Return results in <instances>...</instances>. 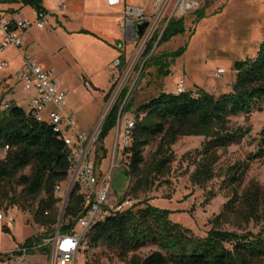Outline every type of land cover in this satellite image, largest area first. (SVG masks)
I'll return each instance as SVG.
<instances>
[{
	"label": "trees",
	"instance_id": "16d2710c",
	"mask_svg": "<svg viewBox=\"0 0 264 264\" xmlns=\"http://www.w3.org/2000/svg\"><path fill=\"white\" fill-rule=\"evenodd\" d=\"M5 4H21L37 13L48 14L44 0H0V5ZM196 15L204 16L205 9ZM186 31L185 19L172 20L164 34L160 37L157 33L148 44L143 55V68L154 67L160 77H168L171 63L186 53V47L155 55V46L157 43L159 47L169 44ZM121 63L123 68L126 63ZM234 69L237 79L232 91L219 98L203 90L197 96L192 92H163L135 111V127L129 146L120 152L121 158L126 160L127 176L135 181L130 192L134 198L151 192L157 183H168L166 179L176 161L173 147L181 138L204 139L201 150L184 158L197 159L190 181L198 188H205L214 178L219 153L242 143L248 131L232 130L230 118L264 112V43L255 59L237 62ZM115 87L116 84L112 86L111 94ZM128 95L129 89H123L106 117L95 142L98 151L106 154L104 143L115 129L120 113L123 114L124 109L120 110ZM131 110L132 106L127 105L125 112ZM157 142L156 150L147 160L146 150ZM7 147L9 149L5 151ZM1 152L5 153V158H0V184L10 186L16 193L20 188L19 200L38 201L34 221L47 230L45 236L29 238L13 255L21 257L37 250L51 254L52 248L44 246L43 241L53 238L59 226L60 193L70 187L72 179L71 152L52 125L32 119L16 104L7 110L0 108ZM262 158L264 128L259 135L257 152L225 170L222 186L230 191L231 199L215 218L206 237H198L174 223L169 210L144 201L112 213L97 223L87 236L88 251L103 246L125 264H264V186L252 182L240 193L251 163ZM28 170L29 174L26 173ZM57 187H60L59 193ZM210 195L214 197V194ZM87 210L88 205L76 184L61 233L67 235L78 230ZM226 225H231L234 231L223 230ZM252 226L256 231L250 230ZM145 248L156 251L145 258L139 257L137 253ZM87 255L83 254V258ZM85 262L97 264L89 258Z\"/></svg>",
	"mask_w": 264,
	"mask_h": 264
},
{
	"label": "rangeland",
	"instance_id": "374dc122",
	"mask_svg": "<svg viewBox=\"0 0 264 264\" xmlns=\"http://www.w3.org/2000/svg\"><path fill=\"white\" fill-rule=\"evenodd\" d=\"M5 6H9L5 4ZM205 9V15L198 17L196 13ZM22 11L28 17L34 12ZM185 19L186 34L173 39L169 44L162 47L155 46V55L175 52L186 47V53L173 61L170 65V75L166 78L160 77L154 67L143 68V56L138 58L136 51L139 43H134L135 48L131 55L126 51V64L119 72L113 74L102 71L96 74L94 85L100 90H93L88 85L82 74L84 68L77 60L73 52L66 47L59 36V27L50 28L34 35L41 46V57L44 68L51 71L53 78L62 91L68 94V106L76 120L77 129L81 132L91 134L102 121L108 110L118 100L123 89H129L126 102L123 103L120 116L130 118L135 122V111L159 96L161 93H178L179 84L184 82V92H192L197 96L200 90L219 98L223 94L232 91L236 83L237 72L234 65L237 62L253 60L256 58L260 46L264 43V0H203L199 10L189 13L180 18ZM171 20V21H172ZM171 21L166 19L158 33L160 37L164 34ZM95 29L93 26H87ZM44 32H49L51 39L46 38ZM159 47V48H158ZM19 65V62L16 63ZM221 69L225 73L217 75ZM6 71H0V94L6 97L10 92L9 87L4 85L3 77ZM91 78V77H90ZM88 83V84H86ZM116 84L111 94L112 86ZM20 87V86H18ZM19 106L27 109V102L22 98L20 89H17ZM109 100H104L110 95ZM127 105L132 106L131 112H125ZM111 111V110H110ZM119 116V118H120ZM118 118V120H119ZM49 122L48 119H46ZM229 127L232 130L243 129L248 135L239 145H234L219 153L220 161L215 166V176L205 188L194 187L190 181V175L195 170L197 159H184L196 150L202 149L204 139L201 137L181 138L173 147L176 161L173 165L171 175L166 183H157L149 193H144L138 199L133 197L131 189L135 181L127 176V164L121 158L120 151L122 142L118 122L115 129L110 133L104 143L106 154L98 151L96 144L93 145L90 159L96 163L98 170L105 177L110 172L112 189L110 195V206H116L123 199H131L134 206L148 201L151 204L171 212V220L192 231L198 237H206L213 228V222L220 215L224 206L231 199L229 190L222 186L225 170L236 163L244 162L251 154L258 150L259 135L264 128V112H254L249 116L241 115L230 118ZM119 144V145H118ZM157 143L150 146L145 153L146 159L157 148ZM119 147V154L117 150ZM0 158H5V153H0ZM27 174L30 173L28 170ZM255 182L264 186V158L252 162L249 171L241 185L240 193L250 183ZM15 190V189H14ZM7 185L0 184V212L7 217L13 213L16 222L8 225L0 223V253L19 248L29 238L45 236L47 230L37 225L34 221V212L38 207V201L18 199L21 189L17 193ZM70 187L60 193L62 202L59 204L60 215L69 194ZM214 194L211 197L210 194ZM223 230L234 231L231 225H226ZM250 230L256 231L253 226ZM57 231V230H56ZM52 238L43 241L44 246L53 249ZM155 248L142 249L137 255L141 258L149 256ZM88 253L86 258L83 254ZM79 260L86 261L87 258L97 264H125L106 248L88 251L82 249ZM51 254L37 250L34 254L25 253L21 257L12 254L2 255L0 264H51Z\"/></svg>",
	"mask_w": 264,
	"mask_h": 264
},
{
	"label": "built area",
	"instance_id": "2783aa9c",
	"mask_svg": "<svg viewBox=\"0 0 264 264\" xmlns=\"http://www.w3.org/2000/svg\"><path fill=\"white\" fill-rule=\"evenodd\" d=\"M203 4V0H155L153 10L148 13L144 9L129 8L125 11L121 32L125 36L133 37L132 28L139 22H146L147 26L139 40L140 45L136 51V56L140 58L144 55L148 44L160 30L161 24L168 19L183 17L189 13L197 11ZM64 3L60 8H64ZM49 25V14L37 13L35 22L28 20H7L0 5V55L7 49L13 48L20 52L24 40L16 33V30L26 32L32 28L44 30ZM135 40V39H134ZM23 66L20 70L12 74L15 82L20 84L25 92L32 93L27 114L38 122H46L54 127L55 132L61 134V138L68 146L71 155L72 182L70 190L76 184L79 185L81 194L88 205L87 215L80 220L78 230L71 234L64 235L57 228L55 236L51 239L53 249L51 253V264H87L80 261L82 249L88 250L87 236L91 229L99 222L105 220L106 216L124 211L133 207L131 199L118 202L116 206H110V195L112 189L111 172L102 177L96 165L91 161L90 155L98 136L101 133L102 121L97 125L91 134L80 132L77 129L76 120L67 109V94L56 84L53 74L40 66L36 59L28 56L23 57ZM114 72H119L122 67L120 60L113 64ZM10 69L7 61L0 62V71ZM224 70L219 69L216 76L223 75ZM178 93L184 92V82L179 85ZM13 103L2 97L0 94V108L10 109ZM49 122H47V120ZM135 122L128 117L120 116L118 128L124 150L129 146L132 130ZM119 145V144H118ZM9 148H5L7 151ZM119 152V147L117 153ZM121 152V151H120ZM56 192H60L57 187ZM48 213H46L47 215ZM7 220L11 225L15 220L0 212V221Z\"/></svg>",
	"mask_w": 264,
	"mask_h": 264
},
{
	"label": "crops",
	"instance_id": "0c3cea01",
	"mask_svg": "<svg viewBox=\"0 0 264 264\" xmlns=\"http://www.w3.org/2000/svg\"><path fill=\"white\" fill-rule=\"evenodd\" d=\"M154 2L155 0H118L116 4H111L109 0H44V7L49 14V25L44 30L59 27L60 38L66 44L65 46L69 47L76 56L84 68V72L87 73V75L82 74L83 79L89 82L88 86L91 89L100 90L92 83L96 79V74L104 70L113 74V64L117 60L126 63V51L131 55L135 48L134 43L136 40H132L131 36H125L121 32L125 11L133 8L144 9L150 13L153 10ZM62 3H64V8H60V4ZM1 8L7 20H28L35 22L37 19V12L31 7H24L21 4H9L7 7L1 5ZM24 9L27 11L31 9L34 12L28 17L27 15H23L22 11ZM90 25L95 29H89L87 26ZM44 30H38L37 28H32L26 32L16 30V33L22 36L24 40L21 51L18 52L13 48H9L0 55V62L7 61L10 65V69L6 70L7 73L2 78L4 85H7L11 92L6 94L5 98L19 106V99L16 98L18 93H20L17 92L19 88L23 95L22 99L27 102V109L33 94L25 92L22 86L13 80L12 74L22 68V58L28 56L35 58L37 63L44 68V62L41 60V46L34 38V35ZM44 34L47 36L46 38L51 39L49 32H44ZM1 40L2 36L0 35V42ZM17 62H19L18 66L16 65ZM104 100L106 101V96ZM67 109L74 118L68 106V94ZM118 154L119 152L117 156ZM94 164L96 165V163ZM100 174L102 175V173ZM13 213L20 214L21 212L14 211L9 214V217L13 218L16 222ZM0 223H7V220L0 221ZM19 248L11 251H2L0 257L15 253L19 251Z\"/></svg>",
	"mask_w": 264,
	"mask_h": 264
},
{
	"label": "water",
	"instance_id": "95a60500",
	"mask_svg": "<svg viewBox=\"0 0 264 264\" xmlns=\"http://www.w3.org/2000/svg\"><path fill=\"white\" fill-rule=\"evenodd\" d=\"M109 1H110L111 4H116L118 2V0H109ZM146 26H147V23L146 22H139V23H137V25L132 28V33H134V35L132 37V40H134V39L135 40H139L141 38V36H142V34H143ZM112 107H111V109H112ZM110 110H108V112L103 117V119H102V125H103L106 117L108 116ZM71 196H72V189L69 191V194L67 196V199L65 200V204L63 206V209L61 210V215H60V219H59V226H58L59 227V230H61V225H62V222L64 220L65 211H66V208L68 206V203L70 201Z\"/></svg>",
	"mask_w": 264,
	"mask_h": 264
}]
</instances>
